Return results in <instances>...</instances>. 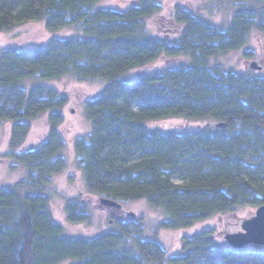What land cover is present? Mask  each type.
Returning a JSON list of instances; mask_svg holds the SVG:
<instances>
[{"label": "trees", "instance_id": "16d2710c", "mask_svg": "<svg viewBox=\"0 0 264 264\" xmlns=\"http://www.w3.org/2000/svg\"><path fill=\"white\" fill-rule=\"evenodd\" d=\"M100 1L0 0V32L32 20L50 32H75L0 49V123L10 124L8 157L24 169L22 180L0 187V264H264V248L222 246L212 230L184 237L182 251L169 256L145 237L141 219L116 220L114 230L90 238L67 236L55 219L50 191L69 164L59 128L69 97L32 82L66 75L103 83L84 104L89 132L73 141L74 165L91 194L122 205L145 199L166 216L159 228L171 230L264 205V75L219 60L252 53L253 34L264 35V0H220L233 10L228 25L177 5L166 29L156 24L158 35L147 20L161 13L159 0L124 9L98 7ZM161 57L190 63L147 70ZM132 70L145 71L126 78ZM45 114L46 137L26 148L31 121ZM170 118L208 123L192 132L148 126ZM64 208L71 222L91 220L79 198L66 199Z\"/></svg>", "mask_w": 264, "mask_h": 264}, {"label": "rangeland", "instance_id": "374dc122", "mask_svg": "<svg viewBox=\"0 0 264 264\" xmlns=\"http://www.w3.org/2000/svg\"><path fill=\"white\" fill-rule=\"evenodd\" d=\"M163 9L159 15L147 20L152 33L160 34L162 24L166 19H170L174 13L175 7L181 6L186 9L198 11L210 23L214 25H228L232 21L233 10L228 1L220 0H159ZM136 3V0H101L97 3L98 7H112L124 9L129 5ZM162 24L158 27L156 24ZM72 29H64L58 32H50L45 23L32 20L18 25L11 31L0 32V49L8 47L28 48L45 44L51 37H64L74 34ZM249 48L252 53L244 55L243 52H235L220 57L221 64L228 69L237 72L254 73L264 75V35L255 32L252 36ZM248 48V49H249ZM186 59L188 64L190 58L177 57L167 61V58L161 57L155 60L147 70H156L167 65L174 66L180 64ZM256 61L261 69L257 70L251 67V62ZM145 70H132L126 74V78L133 79ZM43 84L53 86L69 97V104L64 109L65 119L59 127L65 140L67 149L65 156L69 164L68 167L54 175L52 182L51 210L57 221L64 227L67 236L74 238H90L101 233L115 229L116 220H125L129 217L141 219L146 225L145 237L157 240L167 250L168 255L179 254L182 250V239L191 236L194 233L212 230L215 241L220 245H228L224 235L228 232L241 230L242 221L255 214L257 208L244 207L238 209L234 215L215 216L213 218L196 223L190 228L178 230L159 228L160 222L166 219L164 212L157 207L150 205L145 199L133 202H127L122 209L115 207H104L100 198L91 194L85 187L82 173L77 169L73 162V141L80 136L87 134L90 130V123L85 116L84 104L88 99L93 98L103 89L102 81H79L71 75H66L58 80L35 81L32 84ZM32 128L28 139L24 145L26 148L36 146L46 137L49 125L47 114L31 121ZM208 122L206 120H187L184 118H170L149 123L151 129L161 131L192 132L202 129ZM218 123L211 122L210 125ZM10 124L0 123V187L4 185H13L24 178V169L16 163L7 153L9 146ZM23 149L20 148L17 152ZM15 165L12 167V165ZM175 181L180 182L178 178ZM70 198H79L82 202L88 204L91 220L87 222H71L67 219L65 211V200ZM247 248H264L249 244ZM65 262V263H63ZM61 264L75 263V259H69Z\"/></svg>", "mask_w": 264, "mask_h": 264}, {"label": "water", "instance_id": "95a60500", "mask_svg": "<svg viewBox=\"0 0 264 264\" xmlns=\"http://www.w3.org/2000/svg\"><path fill=\"white\" fill-rule=\"evenodd\" d=\"M251 67L261 69L256 62H251ZM218 127H226V123L219 122ZM100 202L104 207H115L122 209L123 205L112 199L101 197ZM228 245L235 249H243L249 244L264 246V205L257 207L255 214L242 221L241 230L228 232L224 235Z\"/></svg>", "mask_w": 264, "mask_h": 264}]
</instances>
